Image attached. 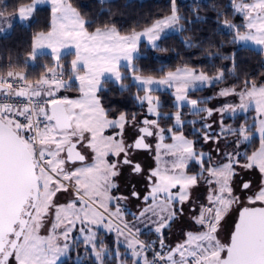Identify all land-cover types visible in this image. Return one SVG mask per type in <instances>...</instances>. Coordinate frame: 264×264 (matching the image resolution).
<instances>
[{
  "label": "snow or ice",
  "instance_id": "6c2138e0",
  "mask_svg": "<svg viewBox=\"0 0 264 264\" xmlns=\"http://www.w3.org/2000/svg\"><path fill=\"white\" fill-rule=\"evenodd\" d=\"M49 2L48 30L33 40L28 62L37 58L38 49L46 48L53 70L45 69L36 85L26 84L27 74L10 72L6 79L0 77V264H58L81 245L84 256L77 252L75 264H83L84 259L92 264H108L109 259L112 264H264V80L253 84L245 79L240 91L229 85L218 96H237L238 105L216 109L199 107L207 99H191L189 93L201 90L198 86L226 82L228 77L239 83L234 55L228 57L229 69H220L215 77L178 70L167 81L138 80L139 45L143 41L159 49L157 42L166 30L182 19L176 0H170L167 16L130 34L108 24L89 31L92 22L72 0H32L31 8L20 9L9 30L17 22L29 21L39 6ZM230 6L245 22L240 28L224 21L233 32L232 43L264 46V0H233ZM65 51L74 57L68 69L61 63ZM122 61L128 75L121 72ZM14 80L18 87L13 90ZM126 80L146 93L143 98L133 97L145 109L139 121L136 113L130 118L124 112L111 117L101 102L103 84L110 81L123 94L128 91ZM153 85L174 88L173 114L163 113L159 100L153 101ZM64 91L78 95L63 96ZM186 106L198 120L185 121ZM250 108L257 113L252 125L224 124L225 113L234 118ZM214 114L220 116L215 134L210 131L213 124L207 122ZM161 120L169 121L168 125L162 126ZM186 126L192 127L193 134H185ZM127 127L137 130L131 143L125 139ZM197 134L203 143L217 147L197 150L193 138ZM255 138L259 146L249 152ZM221 139L227 141L224 149L219 147ZM138 152L152 153L153 164L145 167L137 162L133 157ZM238 167L260 174L255 189L244 182L241 192H236L233 177ZM125 168L143 179V193L135 185L127 195L120 192L118 177ZM201 186L206 202L192 195ZM133 199L139 202L138 211L129 212L126 203ZM234 209L238 215L222 240V221ZM182 218L191 227L183 231L181 240L167 243L166 230ZM141 226L155 238L141 240ZM113 233L109 247L106 238Z\"/></svg>",
  "mask_w": 264,
  "mask_h": 264
},
{
  "label": "trees",
  "instance_id": "16d2710c",
  "mask_svg": "<svg viewBox=\"0 0 264 264\" xmlns=\"http://www.w3.org/2000/svg\"><path fill=\"white\" fill-rule=\"evenodd\" d=\"M32 0H0V12L12 15ZM86 20L91 21L89 31H94L96 27L105 24L115 25L122 34H130L133 30L140 31L150 25L157 18L165 17L170 11V0H72ZM4 4L8 7L4 8ZM178 13L180 15L183 30L181 33L171 34L164 37L159 44V49L150 48L145 42L141 46V55L136 58L137 71L144 76L162 77L168 72L174 71L184 66H196L208 75L219 74L220 69H229L232 63L229 56H235L236 76L228 77L226 82L219 83L209 88L191 93L195 97H206L207 104L211 105L216 99L222 87L235 85L236 90L244 88L245 79L252 80L253 84H259L264 80V53L251 46H244L232 43V31L223 26V20L233 24H240L242 19L235 16L231 0H207L191 1L177 0ZM51 17V6L45 5L37 9L28 24L17 22L10 34L0 32V74H22L29 77L28 81L34 85L38 84L46 74L45 69L52 71L51 65L54 63L51 55L43 54L36 58L34 63L28 62L32 55V43L36 37L48 30ZM73 55H65L61 61L65 69H68ZM202 67H199L201 66ZM191 68V67H190ZM126 75L127 69L124 67ZM128 86V91L119 93V89L112 82L104 84L106 91L99 93L103 106L110 111L111 117L118 116L124 112L130 118L133 113L137 114V119L143 118L144 108L134 102L133 97L144 93L139 87L132 84L131 80L124 81ZM76 87V83L73 84ZM163 99L161 111L163 113H174L172 107L174 103L173 94L169 91L156 92ZM76 95V91H72ZM185 110V111H184ZM191 110L184 107L182 112L185 121L198 120L199 117L190 116ZM254 114V110L250 112ZM253 118L247 119L245 115H239L235 119L230 118L231 124L240 126L245 121L248 123ZM161 125L167 126L169 121L161 120ZM199 129V124L196 126ZM186 135L193 134L191 126L184 128ZM197 141V150L203 149L202 140L199 135L193 136ZM259 146V139L255 138L248 151L251 152ZM195 171V165L192 166ZM173 228V227H172ZM170 230V229H169ZM166 234V238L168 235ZM103 235V234H102ZM155 237L149 231L142 232L140 239L153 240ZM114 235H108L106 244L111 247ZM81 256H84V248H81ZM123 251V249H122ZM77 252H72L71 256L63 260L60 264H75ZM83 264H92L91 259H84ZM108 264H112L109 259Z\"/></svg>",
  "mask_w": 264,
  "mask_h": 264
},
{
  "label": "rangeland",
  "instance_id": "374dc122",
  "mask_svg": "<svg viewBox=\"0 0 264 264\" xmlns=\"http://www.w3.org/2000/svg\"><path fill=\"white\" fill-rule=\"evenodd\" d=\"M105 1V0H103ZM182 1H185V0H182ZM191 1H207V0H191ZM233 2V0H231ZM236 3H239V0H235ZM176 4H177V0H176ZM45 5H49L51 6L50 2L49 3H46L44 5H41L39 6L42 7V6H45ZM32 6V3L29 4V5H26V6H23L21 9H29L31 8ZM177 8H178V4H177ZM20 13V10L18 13L16 14H12V15H8V14H5V13H2L0 12V29H4V31H2V34H10L12 29L9 30V27L10 25L12 24L13 20L15 17H17ZM180 16V15H179ZM240 19H242V22H240V24H234L240 28H243V25H244V20L241 16H239ZM31 20V19H30ZM29 20V21H30ZM29 21L27 19H24L23 20V23L22 24H28ZM224 21H227L226 19L223 20V26H226L224 24ZM228 22V21H227ZM228 23H231L233 24L232 22H228ZM228 28V27H227ZM178 30V31H177ZM183 30V25L181 23V20L180 22L175 26V28L171 29V30H166L167 31V35H171V34H176V33H181ZM142 31V30H140ZM140 31H137V32H140ZM232 31V30H231ZM233 34V32H232ZM165 36V37H166ZM39 38V35L36 37V39ZM161 41V40H160ZM160 41H158V45L160 44ZM144 42L142 41L139 45V50H138V53L136 55V58L139 57L142 53H141V46ZM238 44L240 45H244V46H251V47H254L255 49L261 51L264 53V46H257V45H254L253 43L251 42H238ZM43 54H50V50L49 49H46V48H41V49H38L37 52H36V56H40V55H43ZM70 54L69 51H65L63 53V57L65 55H68ZM36 60V59H35ZM32 61L31 63H34L35 62ZM121 72L122 74L126 75V72L124 71V62L122 61L121 62ZM135 67L137 68V65L135 63ZM178 70H184V71H188V72H191V71H196V72H202L200 70H197V69H193V68H185V67H181V68H178L174 71H170L168 72L165 76H162V77H155V76H144L138 72L135 73V76L137 77L138 80H142V81H149V80H152V81H167L169 79H174L176 77V74H177V71ZM206 74V73H205ZM208 75V74H207ZM210 77H215V76H211L209 75ZM76 83V86H78V81L75 82ZM31 85H34L31 83ZM103 87H104V84H103ZM145 87H147V85H145ZM201 90L204 89V88H209L211 86H207V85H204V86H198ZM227 87H222L220 88L219 92L223 89H225ZM153 91L151 92V98L153 99V101H156L157 99L159 100L160 104L162 105L163 104V99L160 98V96L158 95V91H169L171 92L173 95L175 94V90L174 88H169L167 85H160L159 87L153 85ZM198 91V90H196ZM237 91H240V90H237ZM195 91H191L189 93V98L191 99H197V100H205L206 97H195V96H192L191 93H193ZM218 92V93H219ZM63 96H69V97H76L78 95V93L76 95L72 94V91H64L61 93ZM146 95L145 91L144 93L142 94H138L137 96L139 98H143L144 96ZM209 100V98L207 99ZM239 103V100H238V97L237 96H234V95H230L226 98H221L218 96L217 94V97L216 99L213 101V103L211 105L209 104H201L199 105V107L201 108H212V109H216V108H219L220 106L222 105H225V104H237L238 105ZM188 109L191 110L190 106H186ZM184 108V107H183ZM183 110V109H182ZM254 110L253 108H250L246 113H240V112H237V114L235 115V117L239 116V115H245V117L247 119L249 118H253L250 122H246L249 126L253 124L254 120L256 119L257 117V113L254 111V114L251 115L250 112ZM161 111V109H160ZM185 111V110H184ZM166 114H172L170 112H166ZM231 117V114L229 113H225V118H224V124L228 125L229 127L231 128H237L238 126L237 125H234V124H231L230 122V118L231 119H235ZM142 119V118H140ZM140 119H137V121H139ZM199 119V118H198ZM192 120H195V119H192ZM220 120V116L218 114H214L207 122L208 123H212L213 124V128L210 130L213 134L217 133L219 131V127H218V121ZM245 123V122H244ZM163 126V124H162ZM136 133H137V130L135 128H132V127H127L125 129V139L131 143L135 138H136ZM229 139H234V137H230ZM150 143H153V146H154V141H153V138H151V141ZM227 143V141L221 139L220 142H219V147L221 149H224V146L225 144ZM202 144H203V151L205 152H208V151H212L213 149H215L217 147V145L215 143H212V142H209L207 144L203 143L202 141ZM227 151H231V149H227ZM213 156H216V153L213 152L212 153ZM137 162H139L140 164H142L143 166L145 167H148V166H151L153 164V154L152 153H149V152H138L134 155L133 157ZM237 171V175H235L233 177V186L235 187L236 189V192L239 194L241 192V186L244 182H250L253 189H255L259 183H260V180H261V177H260V174L256 171H251V170H244V169H241V168H237L236 169ZM142 178L141 177H137L135 175H130L129 174V171L125 168L123 171H122V175L120 177H118V182L120 184V192L123 193L121 191V188L123 187L122 184H125V186L128 184L131 185H136L139 181H141ZM204 191L206 192L205 188L203 186H201L200 188L196 189L193 191L192 195H193V198L194 199H197L198 201H201V202H206L205 201V196L203 198V195L201 196H198V195H195L196 193H200V191ZM141 193H143L145 191V187L143 190H139ZM125 194V193H123ZM201 194V193H200ZM250 194V193H249ZM126 195V194H125ZM138 201L136 200H129L127 203H126V207L128 209L129 212H136L138 211ZM185 210L187 212V206H185ZM238 215V209H234L232 213H230V215L228 217L225 218L224 221H222V224H223V227H222V230L220 232V238L222 240L224 239H227V237L229 236L230 232H231V229L233 227V222L236 218V216ZM129 220H131V216L128 217ZM191 227V224H190V221L187 220V218H182L181 221H178L176 222L174 225H173V228H171L170 230H166V234L170 232V234L168 235V238H166V242L169 243V244H175L176 242H178L179 240L182 239V233L184 230L186 229H189ZM141 228L143 229L142 232H148V229H144L143 226H141ZM141 232V233H142ZM76 235H78V233H76ZM112 235L115 236V234L113 233ZM141 236V235H140ZM83 246L81 245L78 249H75L74 248V252H79V254H81V248ZM84 248V247H83ZM84 250V249H83ZM72 251V252H73ZM72 252H70L68 254V256L66 257H62L61 260L58 262V264H60L63 260H65L66 258H68L69 256H71Z\"/></svg>",
  "mask_w": 264,
  "mask_h": 264
},
{
  "label": "flooded vegetation",
  "instance_id": "af4514ba",
  "mask_svg": "<svg viewBox=\"0 0 264 264\" xmlns=\"http://www.w3.org/2000/svg\"><path fill=\"white\" fill-rule=\"evenodd\" d=\"M136 135H137V133H136ZM150 141H151V138H149V142H150ZM122 185H123V187L121 188V191L127 195V194L132 190V186H133V185L130 186V184H128V183H127L126 186H125V184H122ZM144 187H145V183H144L143 179H142L141 181H139V182L135 185V188H136L137 191H139V190H143Z\"/></svg>",
  "mask_w": 264,
  "mask_h": 264
},
{
  "label": "built area",
  "instance_id": "2783aa9c",
  "mask_svg": "<svg viewBox=\"0 0 264 264\" xmlns=\"http://www.w3.org/2000/svg\"><path fill=\"white\" fill-rule=\"evenodd\" d=\"M13 75L14 76H22V74H13ZM7 76H8V74H0V77L5 78V79L7 78ZM26 84H30L31 85V83L28 80L26 81ZM16 87H18V84L14 80L13 83H12V89L14 90ZM17 106H19V105H17ZM141 240H144V239H141ZM151 240H144V241H151Z\"/></svg>",
  "mask_w": 264,
  "mask_h": 264
},
{
  "label": "crops",
  "instance_id": "0c3cea01",
  "mask_svg": "<svg viewBox=\"0 0 264 264\" xmlns=\"http://www.w3.org/2000/svg\"><path fill=\"white\" fill-rule=\"evenodd\" d=\"M200 193H201V194H200ZM200 193H196L195 195H198V196L203 195V198H204V196H206V192H204L203 190L200 191Z\"/></svg>",
  "mask_w": 264,
  "mask_h": 264
}]
</instances>
